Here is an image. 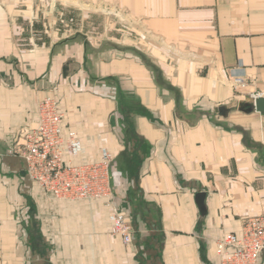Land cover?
I'll list each match as a JSON object with an SVG mask.
<instances>
[{
  "label": "crops",
  "instance_id": "1",
  "mask_svg": "<svg viewBox=\"0 0 264 264\" xmlns=\"http://www.w3.org/2000/svg\"><path fill=\"white\" fill-rule=\"evenodd\" d=\"M93 1L125 9L143 48L95 62L67 39L35 50L30 68L0 53V264H218L217 238L264 218V114L249 106L264 95V0ZM233 76L251 99L234 95ZM48 95L82 140L76 161L95 160L103 145L113 154L128 244L110 236L107 207L47 199L15 155ZM121 103L131 113L115 126Z\"/></svg>",
  "mask_w": 264,
  "mask_h": 264
},
{
  "label": "built area",
  "instance_id": "2",
  "mask_svg": "<svg viewBox=\"0 0 264 264\" xmlns=\"http://www.w3.org/2000/svg\"><path fill=\"white\" fill-rule=\"evenodd\" d=\"M232 78L241 82V78ZM15 146L14 153L24 161L29 180L47 199L98 201L109 209L110 236L125 245L131 241L129 218L113 203V154L103 145L95 160L76 161L83 152L82 140L66 122L56 99L44 96L37 102L36 122ZM263 250L264 218L259 216L245 218L238 233L225 232L215 242L218 264H258Z\"/></svg>",
  "mask_w": 264,
  "mask_h": 264
},
{
  "label": "rangeland",
  "instance_id": "3",
  "mask_svg": "<svg viewBox=\"0 0 264 264\" xmlns=\"http://www.w3.org/2000/svg\"><path fill=\"white\" fill-rule=\"evenodd\" d=\"M138 30L132 26L125 9L103 6L93 0L88 3L66 0H0V35L9 36L8 42L0 43V53L10 57L14 55L26 57L24 60L26 68L32 65L33 59L30 57L34 55L35 50L41 49V52H45L53 42H62L61 46H65L63 42H67V39H70L67 46L73 51V55H76L77 48L80 47L86 59L93 57L97 62L102 58L121 63L133 47L143 48L144 44L136 41L139 37ZM143 59L149 61L145 57ZM87 65H89L88 60H86ZM229 82L235 88L234 95L241 94L243 101L251 99L241 91L242 89L237 88L240 86L239 83L230 78ZM126 99L129 100L128 97ZM56 101L59 104V100ZM249 106L251 108V103ZM234 107H236L235 103L231 105V108ZM239 107L247 106L239 105ZM122 110L123 113L117 109L110 115L111 122L115 121V126L117 120L121 119L118 116L120 113L121 116L126 114L129 116L131 113L130 108H128L130 113L125 111L126 107ZM127 122L128 124L125 125L129 130L131 119L128 118ZM118 132L121 140L128 144L129 137L125 136L128 135V131Z\"/></svg>",
  "mask_w": 264,
  "mask_h": 264
},
{
  "label": "water",
  "instance_id": "4",
  "mask_svg": "<svg viewBox=\"0 0 264 264\" xmlns=\"http://www.w3.org/2000/svg\"><path fill=\"white\" fill-rule=\"evenodd\" d=\"M251 108L261 114H264V95H255L252 97L251 100ZM221 109V108H220ZM219 112H221V110ZM222 113V112H221ZM196 203L200 210V212H204V206H203V193H198L196 195Z\"/></svg>",
  "mask_w": 264,
  "mask_h": 264
},
{
  "label": "trees",
  "instance_id": "5",
  "mask_svg": "<svg viewBox=\"0 0 264 264\" xmlns=\"http://www.w3.org/2000/svg\"><path fill=\"white\" fill-rule=\"evenodd\" d=\"M120 107H121V110H122L123 107L128 108V105L126 104V106H124L123 103H121V106H120ZM129 107H130V106H129ZM131 107H134V106H131Z\"/></svg>",
  "mask_w": 264,
  "mask_h": 264
},
{
  "label": "bare ground",
  "instance_id": "6",
  "mask_svg": "<svg viewBox=\"0 0 264 264\" xmlns=\"http://www.w3.org/2000/svg\"><path fill=\"white\" fill-rule=\"evenodd\" d=\"M257 95H259V94H257Z\"/></svg>",
  "mask_w": 264,
  "mask_h": 264
}]
</instances>
